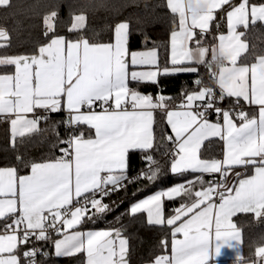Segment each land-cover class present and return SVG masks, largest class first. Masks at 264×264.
Segmentation results:
<instances>
[{
  "label": "snow or ice",
  "instance_id": "snow-or-ice-1",
  "mask_svg": "<svg viewBox=\"0 0 264 264\" xmlns=\"http://www.w3.org/2000/svg\"><path fill=\"white\" fill-rule=\"evenodd\" d=\"M225 5L230 7L227 35H218L208 61L204 37ZM10 6L11 0H0V7ZM167 7L178 15L179 30L171 32L170 58L164 66L156 47L129 51L127 22L115 25L112 42H91L82 32L86 16L75 15L68 32L81 34L68 39L57 32L55 10L43 18L46 40L35 51L0 57V66H14L13 74H0V116L10 123L13 147L18 137L39 132L40 123L61 110L67 111L63 123L71 130L66 138L57 133L58 144L65 145L61 156L32 162L30 174L0 167V264H38L37 255L46 254L27 247L33 239L51 240L57 257L86 252L87 264H128V240L121 230H68L95 223L111 211L103 200L130 181L131 152H141L149 166L133 179L155 182L163 176L151 154L158 110L171 130L162 137L173 145L170 173L199 175L131 205L130 215L146 213L148 225L172 226L171 255L158 257L154 264H214L224 248L235 250L239 258L242 234L232 218L237 213L264 217V54L250 65L238 64L249 48L242 37L250 24L264 22V3L167 0ZM8 44L9 32L0 29V48ZM199 65L207 67L219 93L195 79L196 90L186 92L173 108L171 97L154 98L130 87V82L155 84L161 75L198 74ZM226 97L233 98L232 109L220 106ZM244 104L256 106L258 115L245 111ZM210 138L223 141L222 159L202 158V146ZM17 160L23 163L19 156ZM235 168H251L253 174L242 177L236 172L237 182L229 184ZM216 173L219 181L203 178ZM180 196L191 202L182 203L165 220L163 200ZM53 233L62 238L53 239ZM256 255L264 258V247Z\"/></svg>",
  "mask_w": 264,
  "mask_h": 264
},
{
  "label": "trees",
  "instance_id": "trees-1",
  "mask_svg": "<svg viewBox=\"0 0 264 264\" xmlns=\"http://www.w3.org/2000/svg\"><path fill=\"white\" fill-rule=\"evenodd\" d=\"M239 1L233 0L231 4L235 5ZM248 1L255 4L264 3V0ZM229 9L230 7L225 5L224 8L216 11L217 19L212 22L209 33L205 35V42L209 47H214L216 35L226 29V11ZM53 10L58 13L57 32L69 39H76L81 34L68 32L75 15L86 16V28L82 32L91 42H112L115 25L127 22L130 50L156 47L159 51L161 66H164L170 58V36L173 29L178 28V18L171 13L166 0H11L10 7H0V27L6 29L10 35V44L0 48V56L31 54L35 51L37 46L46 40L43 35V18ZM244 39L249 48L241 55L239 63L251 64L256 61L258 55L264 54V24L258 22L255 26L250 25ZM6 67L0 66V70ZM198 68V74L161 75L155 84L133 82L131 87L143 93H150L154 98L157 95L171 97L172 99L168 101L169 106L176 107L181 103L186 92L196 90V85L193 83L195 79H201L204 86L214 87L215 82L207 67L199 65ZM228 100L233 102V98ZM67 119L68 113L64 111L51 114L48 121L40 123L39 132L17 138L14 147L11 143L9 122L7 119H0V166L16 167L18 173L23 175L30 171L32 162L58 159L61 156L60 148L65 145L58 144L57 133L60 138L67 137L71 131L63 123ZM212 119L215 120L214 117ZM81 128L86 127L81 126ZM154 130L156 141L151 154L159 163L163 176L155 182L143 178L133 179L138 176L137 173L149 166L143 162L141 152H131V161L127 169L130 181L125 182L126 187L112 192L103 200V203L109 205L111 211L100 214L95 223L89 221L77 227L84 230H121L122 235L129 239V264L152 262L169 250L172 238V228L167 224L148 225L145 213H138L134 217L130 215L131 205L155 191L168 189L195 176L190 173L184 176L170 173L169 152L173 149V145L167 140L162 141V137L165 133L171 135V130L161 111L156 113ZM220 152L219 140L206 143L201 149L202 157L205 158L216 157L221 154ZM18 156L23 163L17 160ZM215 176L205 175L203 178L209 181ZM199 188L200 186L196 185V190ZM188 201L190 198L187 196L166 199L164 201L165 216H170L176 207ZM235 222L242 227L244 251L250 254L256 242L264 236V218L257 219L253 214L245 213L237 215ZM162 241L167 243V247H164ZM31 244L33 242L27 247ZM38 244L39 249L46 254L37 255L38 264H84L85 256L82 253L57 257L53 254L51 240L38 242Z\"/></svg>",
  "mask_w": 264,
  "mask_h": 264
},
{
  "label": "crops",
  "instance_id": "crops-1",
  "mask_svg": "<svg viewBox=\"0 0 264 264\" xmlns=\"http://www.w3.org/2000/svg\"><path fill=\"white\" fill-rule=\"evenodd\" d=\"M167 1V0H166ZM233 0H231V2H232ZM241 2H243V0H240L239 2H237L236 4H235V6H238V4L239 3H241ZM248 3H249V6H251V5H259V4H261V3H259V4H255V3H250L249 1H248ZM230 10V9H229ZM177 16V18H178V15H176ZM178 20H179V18H178ZM263 24H264V22H262ZM251 25V24H250ZM0 29H4V28H2V27H0ZM175 30H179V27L177 28V29H175ZM239 31H244V29L243 28H240V29H238ZM197 31V33H199V29H197L196 30ZM220 34H224V35H227V21H226V29L224 30V31H222V32H220V33H218L217 35H216V38H215V45L214 46H216L217 44H218V35H220ZM67 38V37H66ZM69 39V38H68ZM242 40H244L246 43H247V41L244 39V37H242ZM106 43H108V42H106ZM248 44V43H247ZM204 45L205 46H207L208 48H209V53H208V56H207V60L210 58V60H211V49H212V47H209V45L205 42V37H204ZM190 46H194V45H190ZM147 49H149V48H147ZM147 49H142V50H130L129 49V51L130 52H138V51H144V50H147ZM170 51H171V41H170ZM243 54V53H242ZM0 57H2V56H0ZM253 63H255V61L253 62ZM238 64H239V59H238ZM250 65V64H249ZM130 70H131V68H130ZM216 71L218 72V68H216ZM14 73V66H7L6 68H4V69H1L0 70V74H13ZM159 79V78H158ZM131 83H133V82H130V87H131ZM132 88V87H131ZM219 89V88H218ZM136 90V89H135ZM140 92V91H139ZM140 93H142V94H145V95H151L150 93H143V92H140ZM152 96V95H151ZM177 107V106H176ZM174 108V107H173ZM243 109L245 110V111H249L250 112V114L251 115H258V109L256 108V106H249V105H247V104H244L243 105ZM62 111H64V112H66L67 113V111L66 110H61L60 112H62ZM97 111H99V109H97ZM159 111V110H158ZM41 112H43V110H37V114H39V113H41ZM156 113H157V111L154 113V116H156ZM29 116L31 117L32 116V114H29ZM0 119H6L5 117H2V116H0ZM212 121L213 122H215L216 120H213L212 119ZM221 122H222V120H221ZM237 123H239L238 121H237ZM86 127V126H85ZM154 128H155V123H154V126H153ZM9 130H10V123H9ZM154 133H155V130H154ZM10 135H11V133H10ZM155 135V134H154ZM19 138V137H18ZM214 140H219V138H210L209 140H207V141H205L204 142V145L206 144V143H211L212 141H214ZM220 142H221V154L220 155H218V156H216V157H212V158H215V159H222V157H223V141H221V140H219ZM11 143H12V138H11ZM203 145V146H204ZM202 146V147H203ZM202 158H205V157H202ZM212 158H207L206 157V159H212ZM46 162V161H45ZM0 167H13V166H0ZM236 172H240L241 173V176L242 177H246V176H249V175H252L253 174V171H252V169L251 168H249V169H244V168H235V169H233L232 170V172H230L229 173V177H228V183L229 184H233V183H236L237 182V177L235 176V173ZM19 174V173H18ZM27 174H30V171L28 172V173H26V174H23V175H27ZM190 174H195V176L196 175H199V174H196V173H190ZM20 175V174H19ZM205 175H208V174H205ZM204 175V176H205ZM211 175H216V176H219L220 174H218V173H216V174H211ZM194 176V177H195ZM194 177H192L191 179H189V180H192V179H194ZM176 186V185H175ZM169 189V188H168ZM168 189H164V190H168ZM199 190V189H198ZM158 191H161V190H158ZM155 192H157V191H155ZM155 192H153V193H151V194H149V195H147L146 197H144V198H142V199H140V200H143V199H145V198H147L148 196H150V195H152V194H154ZM176 198H178V197H176ZM140 200H138V201H136V202H139ZM166 199H164L163 200V203H162V212H163V215H164V217H165V220L168 218V217H170L171 215H173L174 214V212L170 215V216H165V211H164V201H165ZM136 202H134V203H136ZM191 202V200L190 201H188V202H184V203H190ZM133 203V204H134ZM180 206V205H179ZM178 206V207H179ZM177 208V207H176ZM175 208V209H176ZM146 214V213H145ZM239 214H245V213H237L236 214V216L237 215H239ZM249 214H253V213H249ZM254 215V214H253ZM146 216H147V214H146ZM236 216H234L233 218H232V220H233V222L237 225V227L241 230V234H242V242H241V244L239 245V258H237V255H236V251L235 250H232V249H227V248H224V249H222V252H221V255L216 259V261L214 262V264H257V259L259 258L257 255H256V251H257V249L259 248V247H264V236L260 239V240H258L257 242H256V244L254 245V248L252 249V251L250 252V254H246L245 253V251H244V238H243V230H242V227L240 226V225H238L236 222H235V217ZM261 218H264V217H261ZM3 222L4 221H0V227H2L3 226ZM166 224V223H165ZM78 227V226H77ZM75 228V229H70V230H68L69 231V233H71L72 231H89V230H84V229H80V228ZM171 228H172V226H170ZM98 230H111V229H91V231H98ZM122 237L123 238H126L127 240H128V254H127V256H126V259H127V261H128V264H129V239H128V237L127 236H124V235H122ZM53 239H58V238H62V237H59V236H54V237H52ZM113 238H115V236L113 237ZM177 239H182V236L180 235V234H177V237H176ZM172 239H173V237L171 238V240H170V245H169V250L166 252V253H164V254H161V255H159L158 257H161V256H170L171 255V246H172ZM41 243H43L44 241H40ZM116 243H117V246H118V240L116 241ZM35 245V240L33 239V244H31L30 245V247L29 248H32L33 246ZM52 249H53V254L55 255V251H54V247H53V245H52ZM82 254H84V256H85V258H84V264H87V254H86V252H81ZM79 254V253H78ZM157 257V258H158ZM156 258V259H157ZM155 259V260H156ZM155 260H153L152 262H149V263H147V264H154V262H155Z\"/></svg>",
  "mask_w": 264,
  "mask_h": 264
},
{
  "label": "built area",
  "instance_id": "built-area-1",
  "mask_svg": "<svg viewBox=\"0 0 264 264\" xmlns=\"http://www.w3.org/2000/svg\"><path fill=\"white\" fill-rule=\"evenodd\" d=\"M214 66H215V65H214ZM214 71H216V66H215ZM212 88H214L215 91H216L217 93H219V89H218V87H217V85H216L215 83H214V87H212ZM220 106L223 107V108H225V109H232V108H233V102L230 101V100H228V98L226 97L224 101L220 102ZM212 117H214L215 120L217 119V117H216V115H215L214 113L210 115V119H211ZM171 151H172V150H171ZM171 151L169 152V153H170V155H169V156H170V159H171ZM145 170H147V169H145ZM139 173H140V172H139ZM139 173H137V174H139ZM137 174H136V175H137ZM134 176H135V175H134ZM128 177H129V176H128ZM213 179H215L216 181H219V180L221 179V177H220V175H219V176H215V177H211V178H210V180H213ZM217 202H218V201H217ZM54 236H56L55 233H53V237H54ZM33 247L39 249V244H38L37 241H35V245H34ZM36 259H37V257H36ZM37 261H38V260H37ZM257 264H264V258L259 257V258L257 259Z\"/></svg>",
  "mask_w": 264,
  "mask_h": 264
}]
</instances>
